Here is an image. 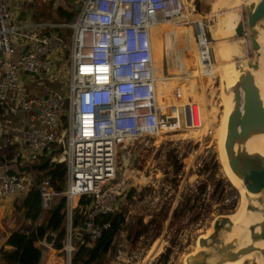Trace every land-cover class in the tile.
Returning <instances> with one entry per match:
<instances>
[{
	"label": "built area",
	"instance_id": "1",
	"mask_svg": "<svg viewBox=\"0 0 264 264\" xmlns=\"http://www.w3.org/2000/svg\"><path fill=\"white\" fill-rule=\"evenodd\" d=\"M73 1L79 4L73 22L21 23L13 19L10 0H0V109L27 115L25 149L18 158L38 163L57 144L61 152L52 160L66 166L65 187L57 191L48 179L38 181L33 171L12 174L0 165V197L17 198L36 187L41 214L62 196L66 199L65 238L60 248L40 240L48 249L44 264H71L75 245L92 246L109 226L98 225L95 218L118 210L126 194L125 181H112L129 142L176 127L180 118L181 125H193L192 106L181 105L183 84L173 89L176 103L166 104L159 100V74L167 82L172 71L183 72L178 54L192 43L197 69L215 75L208 19L190 12L185 0ZM165 22L191 27L192 37L189 44L180 43L164 33L166 73L156 66L152 42V28ZM65 28L70 29L68 43L60 33ZM63 52L68 79L65 90L57 91L48 85L57 80ZM23 75L39 87L34 95L27 92ZM10 142L0 134V143ZM82 196L90 203L82 224L73 227V211Z\"/></svg>",
	"mask_w": 264,
	"mask_h": 264
},
{
	"label": "rangeland",
	"instance_id": "2",
	"mask_svg": "<svg viewBox=\"0 0 264 264\" xmlns=\"http://www.w3.org/2000/svg\"><path fill=\"white\" fill-rule=\"evenodd\" d=\"M219 1L185 0L190 12L208 19V36L215 59V63H211L214 77L197 69L193 45L187 41L192 38L191 27H176L165 22L157 27L160 28L159 37L152 34L154 60L159 71L163 69L164 73L167 66L164 33L170 30L178 42L184 40L189 44L183 57L178 54L177 60L185 64L183 72L172 71L167 82L159 74V80L167 88L166 104L176 103L173 89L177 84H183L181 105L192 106L194 123L181 125L180 122L178 130L164 137L144 135L129 142L130 148L124 151L127 157L125 161H118L112 183L125 181L126 194L130 188H134V193L130 199L125 194L119 202L124 222L102 264H191L201 246V238L214 229L220 216L233 214L240 204V192L226 177L220 160L219 126L224 112V94L228 95V89L223 87L220 78V51L218 41L213 39L217 24L211 12L215 8L222 12L223 6H216ZM67 11L74 12L72 5ZM76 14L75 11L69 22L74 21ZM50 19L60 21L62 18L57 13ZM69 35L63 31L67 43ZM157 40L160 42L155 45ZM66 61L67 52H63L60 67H57V80L48 85L50 89L65 90ZM175 105L179 106V103ZM66 113L65 109L62 126L66 123ZM208 130H211L210 135H207ZM47 252L48 249L43 248L41 264H44ZM240 264L258 262L252 256Z\"/></svg>",
	"mask_w": 264,
	"mask_h": 264
},
{
	"label": "water",
	"instance_id": "3",
	"mask_svg": "<svg viewBox=\"0 0 264 264\" xmlns=\"http://www.w3.org/2000/svg\"><path fill=\"white\" fill-rule=\"evenodd\" d=\"M243 12L236 16L230 38L240 40L238 51H232L234 66L239 70L235 84L228 89L232 109L227 119L224 149L228 165L245 188L246 214L254 218L248 224L232 223L227 217L220 216L209 238L200 240L201 251L191 259V264H224L234 262L251 253H259L264 264V154L249 151L247 142L254 136H264V102L260 89L255 82L253 71L259 69L261 46L258 41L259 29L264 27V0H240ZM79 9V5L76 7ZM256 56V57H255ZM264 67V53H263ZM52 150L48 151L50 155ZM47 161L32 166L19 167L20 171H35ZM6 205L11 200L4 201ZM47 229V225H45ZM234 228L239 234L229 239ZM244 234H248L249 241ZM56 235L47 231L43 238L46 245L52 246ZM263 243L257 247L256 243Z\"/></svg>",
	"mask_w": 264,
	"mask_h": 264
},
{
	"label": "trees",
	"instance_id": "4",
	"mask_svg": "<svg viewBox=\"0 0 264 264\" xmlns=\"http://www.w3.org/2000/svg\"><path fill=\"white\" fill-rule=\"evenodd\" d=\"M74 12L62 8L58 9L59 17L62 18L60 22H69L73 18ZM64 30L70 34V29L67 28L60 30V33H63ZM51 150V154H46L41 160V162L47 161V163L42 168L35 170L34 173L38 181L48 179L55 190L63 191L66 166L62 162L52 160L61 151V147L52 144ZM133 193L134 188H130L126 197L132 198ZM89 203L90 198L86 196L80 198L77 208L73 211V227L82 224L85 208ZM65 206L66 199L62 196L52 210L41 214L40 194L36 187H32L26 194L15 198L14 211L16 213L21 212L24 218L30 219L32 223L24 225L10 234L9 244L12 249L1 252V258L4 262L6 264H38L42 249L36 245V241L42 240L47 231L56 234L53 246L60 248L66 233ZM95 221L100 226L105 223H108L109 226L103 229L101 236L92 246L76 244L71 254V264H102L104 256L111 250L114 237L122 228L124 216L118 209L112 213L98 215ZM35 222L37 223L35 224ZM45 225H47V229Z\"/></svg>",
	"mask_w": 264,
	"mask_h": 264
},
{
	"label": "bare ground",
	"instance_id": "5",
	"mask_svg": "<svg viewBox=\"0 0 264 264\" xmlns=\"http://www.w3.org/2000/svg\"><path fill=\"white\" fill-rule=\"evenodd\" d=\"M230 2H228V0H220L219 2H217L216 6H223L222 8V12H219V8H215L214 10H212L211 15L214 17L215 19V23L217 24V28L215 29V34H214V40H217L218 42V48L220 53V57H219V69H220V78L223 82V87H225L226 89H230L235 82L238 79V76L240 74L239 70H237L234 66V59L232 57V51L237 53L239 56L243 54V50H239L238 51V43H239V39H232L230 38V35L232 34V29L236 20V16H238V14H241L243 12V6L240 4V0H229ZM158 26H155L152 28V34L154 33L155 37H159V33H158V29L160 30V28H157ZM167 31L165 32L166 35ZM167 35H171L170 39H173V33L170 32V30H168ZM161 37V36H160ZM162 39V38H161ZM258 41L260 43L261 46V55L259 54V69L254 70L253 71V75L255 77V82L257 84V86L260 89V94L261 97L263 99L264 102V67H263V53H264V27H262V29H259V35H258ZM159 40H157V42L155 41V45L159 44ZM170 45H171V41H170ZM169 46V45H168ZM256 57V56H255ZM159 84L161 85V87H159L158 89V94H159V100H165L166 99V87L165 85L159 80ZM168 96V95H167ZM166 102V101H165ZM224 112H223V116L221 118L220 121V126H219V130H220V146H219V150H220V160H221V164L223 167V171L226 175V177L228 178V180L238 189L237 191L240 192L241 195V200H240V204L237 208V210L233 213L228 215L227 217L232 221L233 224L239 226V224H248L251 220H253V216L251 214H246L245 212V206H246V198H245V188L242 185L241 181L235 176V174L231 171L229 165H228V161H227V157L225 154V149H224V140H225V135H226V127H227V119H228V115L229 112L232 109V100H231V96L230 94H224ZM182 122V121H180ZM179 122V123H180ZM178 124L176 127L167 129V130H163L158 132L156 135H159L160 137H164V135L166 134H170L173 131L178 130ZM128 148H130V146L127 144L124 147V150L121 152L120 154V161H125V158L127 157L126 154L124 153L125 150H127ZM247 148L249 151L253 152V151H258L262 154H264V136L260 135V136H254L252 137L248 142H247ZM213 233V228L210 230V232L203 236V239H207L210 237V235ZM239 234V230L237 228H234L233 231L231 233L228 234L227 238L231 239L233 237H235L236 235ZM245 240L249 241V236L248 234H244ZM200 246V245H199ZM257 247H263V243H256ZM198 249V248H197ZM203 248H201V246L199 247V251H201ZM252 256H255L257 258V262L258 264H262V258L259 255V253H251L248 254L244 257H241L240 259L234 261V262H226L224 264H240L243 260L250 258Z\"/></svg>",
	"mask_w": 264,
	"mask_h": 264
},
{
	"label": "crops",
	"instance_id": "6",
	"mask_svg": "<svg viewBox=\"0 0 264 264\" xmlns=\"http://www.w3.org/2000/svg\"><path fill=\"white\" fill-rule=\"evenodd\" d=\"M69 5H72V7L78 11L76 7L79 4L73 0H10L9 3L13 19L21 23L60 22L59 20L54 21L50 19V17L57 14L60 8L67 10ZM22 78L25 82L27 92L34 95L39 87L30 83L25 75H23ZM26 116L27 115L24 113L10 115L3 109H0V134L8 136L11 141L9 144L0 143V165L3 166L7 172L12 174L23 172L19 170V167L42 163V158L46 154L49 155L48 151L51 150L50 145L49 149H47V153L45 151L38 163L29 165L20 161L18 155L25 149L23 130ZM8 199L11 200V203L6 205L4 201ZM14 201L15 198L0 197V264H6L1 258V252L10 251L12 249V246L9 244L10 234L14 230L32 223L30 219L24 218L21 212L16 213L14 211ZM36 245L41 247L42 250L45 248L40 244V240L36 241ZM43 256L44 254L41 255L38 264L42 263Z\"/></svg>",
	"mask_w": 264,
	"mask_h": 264
}]
</instances>
